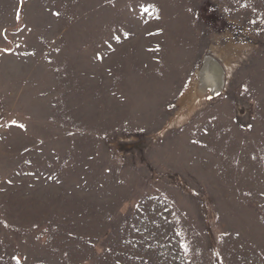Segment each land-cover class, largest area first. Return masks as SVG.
<instances>
[{
    "label": "rangeland",
    "instance_id": "1",
    "mask_svg": "<svg viewBox=\"0 0 264 264\" xmlns=\"http://www.w3.org/2000/svg\"><path fill=\"white\" fill-rule=\"evenodd\" d=\"M0 264H264V0H0Z\"/></svg>",
    "mask_w": 264,
    "mask_h": 264
},
{
    "label": "bare ground",
    "instance_id": "2",
    "mask_svg": "<svg viewBox=\"0 0 264 264\" xmlns=\"http://www.w3.org/2000/svg\"><path fill=\"white\" fill-rule=\"evenodd\" d=\"M225 70V67L215 57L209 55L204 58L201 68L196 71L197 77L195 78L196 81L197 78L199 79L200 89L203 94L223 89V85L226 84V79L224 78ZM204 99H206L205 95L198 97L195 94L194 103H200Z\"/></svg>",
    "mask_w": 264,
    "mask_h": 264
},
{
    "label": "snow or ice",
    "instance_id": "3",
    "mask_svg": "<svg viewBox=\"0 0 264 264\" xmlns=\"http://www.w3.org/2000/svg\"><path fill=\"white\" fill-rule=\"evenodd\" d=\"M146 11H147V9H146Z\"/></svg>",
    "mask_w": 264,
    "mask_h": 264
}]
</instances>
